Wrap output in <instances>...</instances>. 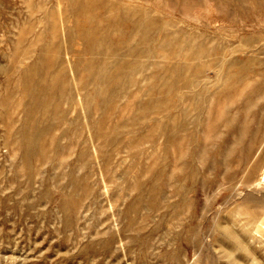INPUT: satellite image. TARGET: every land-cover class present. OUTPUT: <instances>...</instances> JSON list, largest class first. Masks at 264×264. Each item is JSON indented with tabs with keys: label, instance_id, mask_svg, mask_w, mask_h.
<instances>
[{
	"label": "rangeland",
	"instance_id": "1",
	"mask_svg": "<svg viewBox=\"0 0 264 264\" xmlns=\"http://www.w3.org/2000/svg\"><path fill=\"white\" fill-rule=\"evenodd\" d=\"M263 169L264 0H0V264H264Z\"/></svg>",
	"mask_w": 264,
	"mask_h": 264
},
{
	"label": "bare ground",
	"instance_id": "2",
	"mask_svg": "<svg viewBox=\"0 0 264 264\" xmlns=\"http://www.w3.org/2000/svg\"><path fill=\"white\" fill-rule=\"evenodd\" d=\"M117 68V67H116ZM100 76V75H99ZM191 83V82H190ZM106 92V91H105ZM261 178L258 180V182L255 184L256 187H261L262 190L264 191V169L261 172ZM247 182V181H246ZM246 184V183H245ZM260 188V189H261ZM264 193V192H263ZM264 198V194H263ZM258 213L254 212L252 215L253 217H259L262 218L260 221H258L257 225L255 226V232L260 233V230L262 229V226H264V205L258 208ZM257 219V218H256ZM255 219V220H256Z\"/></svg>",
	"mask_w": 264,
	"mask_h": 264
}]
</instances>
